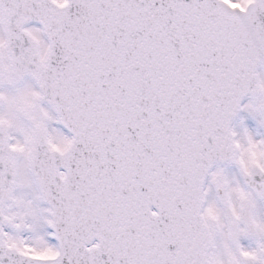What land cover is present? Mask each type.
I'll return each instance as SVG.
<instances>
[{"label":"snow or ice","instance_id":"obj_1","mask_svg":"<svg viewBox=\"0 0 264 264\" xmlns=\"http://www.w3.org/2000/svg\"><path fill=\"white\" fill-rule=\"evenodd\" d=\"M0 264H264V0H0Z\"/></svg>","mask_w":264,"mask_h":264}]
</instances>
